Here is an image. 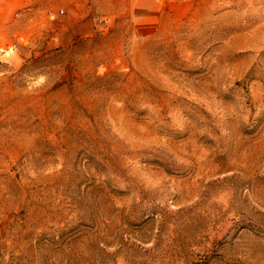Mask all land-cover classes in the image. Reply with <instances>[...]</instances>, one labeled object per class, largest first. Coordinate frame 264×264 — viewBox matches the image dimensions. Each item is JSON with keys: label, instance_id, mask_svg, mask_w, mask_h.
I'll use <instances>...</instances> for the list:
<instances>
[{"label": "rangeland", "instance_id": "rangeland-1", "mask_svg": "<svg viewBox=\"0 0 264 264\" xmlns=\"http://www.w3.org/2000/svg\"><path fill=\"white\" fill-rule=\"evenodd\" d=\"M4 1L0 264H264V0Z\"/></svg>", "mask_w": 264, "mask_h": 264}, {"label": "crops", "instance_id": "crops-1", "mask_svg": "<svg viewBox=\"0 0 264 264\" xmlns=\"http://www.w3.org/2000/svg\"><path fill=\"white\" fill-rule=\"evenodd\" d=\"M4 1V0H3ZM125 4L131 5V6H144L148 4V0H124ZM4 2H0V4H4ZM21 0H9V5H19L21 4ZM94 5H113L115 4L114 0H93Z\"/></svg>", "mask_w": 264, "mask_h": 264}]
</instances>
